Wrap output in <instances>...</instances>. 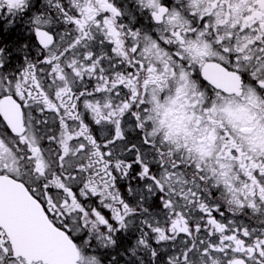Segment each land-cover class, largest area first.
<instances>
[{"label":"snow or ice","instance_id":"6c2138e0","mask_svg":"<svg viewBox=\"0 0 264 264\" xmlns=\"http://www.w3.org/2000/svg\"><path fill=\"white\" fill-rule=\"evenodd\" d=\"M0 12V264H264V0Z\"/></svg>","mask_w":264,"mask_h":264},{"label":"flooded vegetation","instance_id":"af4514ba","mask_svg":"<svg viewBox=\"0 0 264 264\" xmlns=\"http://www.w3.org/2000/svg\"><path fill=\"white\" fill-rule=\"evenodd\" d=\"M33 9H38L41 7V0H32ZM10 20H14L13 23H9ZM27 18L24 16H15L12 17L11 15H5L4 13L0 12V47H6L7 50L11 51L7 48L8 41L6 38V33L10 32L11 30H22L21 33L25 30V34L23 37L24 43L31 45V53L33 56L36 54L35 48V40L32 36L31 31L29 30V25L26 22ZM14 51V50H13ZM10 66V70L15 69V63L8 62ZM11 63V64H10Z\"/></svg>","mask_w":264,"mask_h":264},{"label":"rangeland","instance_id":"374dc122","mask_svg":"<svg viewBox=\"0 0 264 264\" xmlns=\"http://www.w3.org/2000/svg\"><path fill=\"white\" fill-rule=\"evenodd\" d=\"M119 2L122 3V4H130L131 0H119ZM147 23H148V21H145V24H147ZM23 33L25 34V30L23 31ZM7 48L11 50V51L8 50V53H9L8 62H10V58L12 56H14V58H13V62L15 63V69L14 70H16L18 68V66L23 63V57L17 58V56H23V54H19V52H13L14 49H13L12 46L7 45ZM163 118L164 117H162V119ZM243 118L247 119V117H243ZM171 123L172 124H177V121H176L175 117H172ZM249 128L251 129V122L250 121L241 129V131L247 132V129H249ZM101 260H102V263L105 264L104 250H101Z\"/></svg>","mask_w":264,"mask_h":264},{"label":"trees","instance_id":"16d2710c","mask_svg":"<svg viewBox=\"0 0 264 264\" xmlns=\"http://www.w3.org/2000/svg\"><path fill=\"white\" fill-rule=\"evenodd\" d=\"M22 30H11L10 32H7L6 33V38H7V41H8V45L9 46H12L14 51L13 52H17L16 51V48L17 46H20V45H24V40H23V37H24V34L21 33ZM19 54H22V53H19ZM23 56H17V58H21ZM13 58L14 56H12L10 58V62L13 64ZM10 63V64H11Z\"/></svg>","mask_w":264,"mask_h":264}]
</instances>
